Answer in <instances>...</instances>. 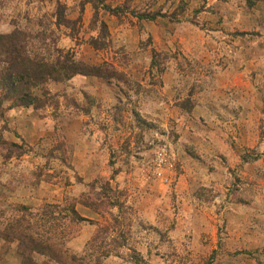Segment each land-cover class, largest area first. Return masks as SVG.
Returning a JSON list of instances; mask_svg holds the SVG:
<instances>
[{"label": "rangeland", "instance_id": "rangeland-1", "mask_svg": "<svg viewBox=\"0 0 264 264\" xmlns=\"http://www.w3.org/2000/svg\"><path fill=\"white\" fill-rule=\"evenodd\" d=\"M254 11L264 0H0V34L96 67L30 87L36 104L0 90V264H264Z\"/></svg>", "mask_w": 264, "mask_h": 264}, {"label": "trees", "instance_id": "trees-1", "mask_svg": "<svg viewBox=\"0 0 264 264\" xmlns=\"http://www.w3.org/2000/svg\"><path fill=\"white\" fill-rule=\"evenodd\" d=\"M28 37L29 34L19 29L0 34V63L5 65L0 69L3 99L14 105L36 104L37 99L32 95L30 87L46 80L62 81L75 74L96 75L93 74L96 67L84 66L66 54L50 58L49 54L40 56L31 53L26 48ZM13 226H19L18 222L12 221L9 227L12 229ZM31 251L43 253L37 248ZM22 264L27 263L23 261Z\"/></svg>", "mask_w": 264, "mask_h": 264}, {"label": "clouds", "instance_id": "clouds-1", "mask_svg": "<svg viewBox=\"0 0 264 264\" xmlns=\"http://www.w3.org/2000/svg\"><path fill=\"white\" fill-rule=\"evenodd\" d=\"M262 14H264V12H261V11H254V12H252V13H250V15H255V16H260V15H262ZM134 100H135V98H133ZM86 151L88 150L87 149V146H86V149H85ZM223 199V192H221V196L219 197V198H217V200H216V203L218 204V203H220V201Z\"/></svg>", "mask_w": 264, "mask_h": 264}, {"label": "built area", "instance_id": "built-area-1", "mask_svg": "<svg viewBox=\"0 0 264 264\" xmlns=\"http://www.w3.org/2000/svg\"><path fill=\"white\" fill-rule=\"evenodd\" d=\"M159 175H160V173H159Z\"/></svg>", "mask_w": 264, "mask_h": 264}]
</instances>
